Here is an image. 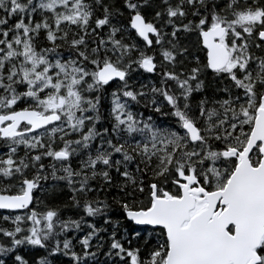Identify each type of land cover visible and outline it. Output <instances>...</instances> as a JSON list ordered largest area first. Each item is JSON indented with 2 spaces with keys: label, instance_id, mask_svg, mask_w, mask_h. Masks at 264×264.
I'll list each match as a JSON object with an SVG mask.
<instances>
[{
  "label": "snow or ice",
  "instance_id": "obj_1",
  "mask_svg": "<svg viewBox=\"0 0 264 264\" xmlns=\"http://www.w3.org/2000/svg\"><path fill=\"white\" fill-rule=\"evenodd\" d=\"M0 264H264V0H0Z\"/></svg>",
  "mask_w": 264,
  "mask_h": 264
},
{
  "label": "trees",
  "instance_id": "obj_2",
  "mask_svg": "<svg viewBox=\"0 0 264 264\" xmlns=\"http://www.w3.org/2000/svg\"><path fill=\"white\" fill-rule=\"evenodd\" d=\"M147 114V113H146Z\"/></svg>",
  "mask_w": 264,
  "mask_h": 264
}]
</instances>
